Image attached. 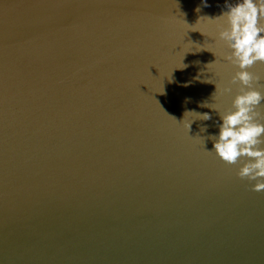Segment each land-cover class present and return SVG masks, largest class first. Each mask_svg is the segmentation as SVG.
I'll return each mask as SVG.
<instances>
[{
  "label": "water",
  "instance_id": "1",
  "mask_svg": "<svg viewBox=\"0 0 264 264\" xmlns=\"http://www.w3.org/2000/svg\"><path fill=\"white\" fill-rule=\"evenodd\" d=\"M234 3L0 0V264H264V191L208 152Z\"/></svg>",
  "mask_w": 264,
  "mask_h": 264
},
{
  "label": "clouds",
  "instance_id": "2",
  "mask_svg": "<svg viewBox=\"0 0 264 264\" xmlns=\"http://www.w3.org/2000/svg\"><path fill=\"white\" fill-rule=\"evenodd\" d=\"M226 8L214 20L220 21L217 39L228 49L223 60L235 71L222 88L216 85L214 94L219 92L232 99L223 112L214 109L222 123L218 135L211 137L213 149L208 152L225 165L237 167V177L252 183V191L261 192L264 191V76L252 69L264 64V0H236ZM198 116L204 121L211 119L207 113ZM190 127L191 122L187 124L188 130Z\"/></svg>",
  "mask_w": 264,
  "mask_h": 264
},
{
  "label": "bare ground",
  "instance_id": "3",
  "mask_svg": "<svg viewBox=\"0 0 264 264\" xmlns=\"http://www.w3.org/2000/svg\"><path fill=\"white\" fill-rule=\"evenodd\" d=\"M70 64H65L64 63L62 65H58V63L55 62H48V64H36L34 66L31 67V69L29 70V75H65L64 74V70L62 69L63 67L66 68L68 71H70L69 69V65ZM89 68V67H87ZM92 70L90 69L89 71L86 72L87 75H91ZM79 74V71L76 73Z\"/></svg>",
  "mask_w": 264,
  "mask_h": 264
}]
</instances>
